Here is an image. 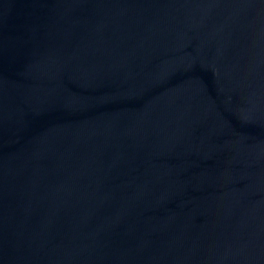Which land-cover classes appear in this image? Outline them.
Here are the masks:
<instances>
[{
    "label": "water",
    "instance_id": "water-1",
    "mask_svg": "<svg viewBox=\"0 0 264 264\" xmlns=\"http://www.w3.org/2000/svg\"><path fill=\"white\" fill-rule=\"evenodd\" d=\"M0 264H264V0H0Z\"/></svg>",
    "mask_w": 264,
    "mask_h": 264
}]
</instances>
